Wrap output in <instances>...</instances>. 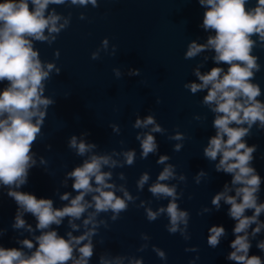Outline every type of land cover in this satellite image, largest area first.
I'll return each mask as SVG.
<instances>
[{
	"label": "water",
	"instance_id": "obj_1",
	"mask_svg": "<svg viewBox=\"0 0 264 264\" xmlns=\"http://www.w3.org/2000/svg\"><path fill=\"white\" fill-rule=\"evenodd\" d=\"M97 4L98 7L50 4L47 13L55 10L63 17L71 14L70 26L51 45L33 41L41 61L55 63L60 74L56 75L54 70L46 82L44 95L55 103L47 109L42 134L32 146L36 165L30 169L27 183L18 190L51 199L55 208H61L68 203L60 199L61 195L70 193L71 199L77 194L67 173L92 154L108 155L123 165L102 169L112 174L108 182L116 186L117 196L122 197L119 188L123 186L133 199L119 219L114 221L112 212L100 213L95 218L99 226L92 237L94 254L89 264H100L102 256L110 264H115L116 257H123L122 264L134 260H140L141 264H235L227 259L233 251L230 243L235 238L236 223L228 215L230 205L221 200L217 210L211 203L225 184L233 187L231 175L217 172L219 156L216 161H210L203 151L216 134L213 127L216 114L203 104L206 90L192 94L185 87L199 83L194 75L197 69L204 74L212 67H222L225 71L228 67L214 64L212 50L185 59L191 42L203 44L209 35H214L201 27L206 9L198 0H97ZM254 6L255 0H249L246 5ZM81 13L85 19L79 18ZM105 38L107 48L102 47ZM56 50L59 59L54 58ZM97 51L99 58L92 60L91 54ZM253 54L261 65L253 82L259 84L262 92L257 99L264 102V48H255ZM113 69L120 70L119 78ZM133 69H139V74L130 75ZM6 86V81L0 83V90ZM149 115L163 129V134L151 133L158 150L142 159L141 142L136 137L150 132L153 126L144 129L133 125L138 118L143 120ZM178 133L184 136L183 140L170 139ZM73 135L95 144L96 148L84 157L76 155L68 147ZM244 139L247 146L257 147L252 166L261 178L257 202L264 203V130L254 125ZM177 144L182 145L178 152L173 150ZM127 151L135 153L132 166L125 163L123 153ZM161 156L169 159L160 164L157 161ZM168 165L175 167V178L162 183L175 186L179 197L175 202L188 213L187 226L179 224L180 231L175 234L167 231L170 221L166 214L153 222L146 218L147 209L156 212L171 202V198L157 199L149 191ZM144 173L149 175V180L139 190L137 181ZM7 191L8 188L0 186V203L16 216L17 205ZM229 194L234 195V190ZM85 199L90 201L91 196ZM245 215L252 212L249 210ZM23 218L40 235L35 218L27 213ZM85 218L87 213L75 221L80 229L73 231L74 236L86 230ZM259 222L264 224V213ZM213 226H223L226 233L216 248L207 243ZM255 227L254 224L248 230L252 245L249 255L260 256L264 261V252L257 248V243L264 241V228L253 237L251 231ZM52 228L65 238L72 231L68 218ZM154 248L162 250L166 258H159Z\"/></svg>",
	"mask_w": 264,
	"mask_h": 264
},
{
	"label": "clouds",
	"instance_id": "obj_2",
	"mask_svg": "<svg viewBox=\"0 0 264 264\" xmlns=\"http://www.w3.org/2000/svg\"><path fill=\"white\" fill-rule=\"evenodd\" d=\"M198 2L206 9L201 27L205 31L214 32V35H209L203 44L191 42L185 59H192L201 52L212 50L215 53L214 64L228 66L226 71L217 66L204 74L197 69L194 75L199 83L185 85L192 94L206 90L203 104L216 114L213 121L216 134L204 148V156L210 161H216L219 156L216 171L231 175L233 187L225 184L224 190L217 193L211 203L217 210L221 200L230 205L228 215L236 221L233 228L235 238L230 243L233 251L228 254L227 259L235 264H264L260 256L249 255L252 245L248 230L255 224L256 227L251 231V235L255 237L264 228V224L259 222L261 213H264V203L257 202L261 178L252 166L257 147L247 146L244 139L251 134L254 125L259 130H264V102L257 99L262 92L259 84L253 82L255 74L261 70L259 58L253 54V50L257 47L264 48V0H255L254 7H246L249 0ZM66 3L83 7L88 4L99 6L97 0H0V83L7 82V86L0 90V186L8 188L7 195L17 205L12 227L32 232V226L23 218L27 213L35 218L36 230L40 232V235L34 237L35 243L32 239H23L18 242L20 248L0 246V264H89L94 254L92 237L97 234L95 229L99 226L95 218L100 213L112 212V219L115 221L122 212L128 210V204L133 199L123 186L119 188L122 197L117 196L116 186L108 182L112 174L102 169L123 166L108 155L92 154L80 166L67 173V177L73 180L72 188L77 194L71 199L70 193L61 195L62 201H68L61 208H55L51 199L37 198L34 194L18 190L27 183L29 171L36 165L32 146L42 134L47 109L55 103L52 98L44 95L46 82L51 79L54 70L56 75L60 74V68L55 63L41 61L33 41L51 45L70 26L71 14L63 17L55 10L47 13L50 4ZM79 18L85 19L84 14L81 13ZM107 44L105 38L102 47L107 48ZM54 58L59 59V50L54 52ZM98 58L99 51L91 54L92 60ZM113 72L117 78L121 76L119 69H113ZM129 74L138 75L139 69L130 70ZM149 125L153 126L150 132L136 137L141 142L142 159H147L150 153L158 150L151 133L163 134V129L151 115L143 120L138 118L133 125L134 128L144 129ZM170 139L183 140L184 136L178 133ZM68 147L76 155L84 157L93 152L96 145L86 143L83 139L78 140L73 135ZM181 148L182 145L177 144L173 150L178 152ZM123 155L125 163L132 166L135 153L127 151ZM168 159L167 156H161L157 162L164 164ZM41 162H44L43 159ZM174 172L173 165L166 166L159 173L157 182L149 188L157 199L171 198V202L166 208L161 207L156 212L146 210L149 222L166 214L170 221V226L167 227L170 234L180 231L179 224L187 226L188 222V213L180 210L175 202L179 198L175 186L169 187L162 183L175 178ZM148 180L149 175L144 173L137 181V188L142 190ZM233 190L234 195H230ZM89 195L90 201L85 199ZM249 210L252 215H245ZM86 213L87 218L83 219L86 230L82 235L74 236L73 231L80 229L75 221ZM65 218H68L72 229L66 233L67 238L52 228L53 225L59 227ZM89 225L92 227L89 228ZM209 232L207 243L216 248L220 238L226 234L225 229L223 226H213ZM183 234L181 231V235ZM257 248L264 252V241L258 242ZM22 249L35 250L29 254ZM153 250L159 258H166L162 250ZM76 252L79 253L78 256L74 255ZM122 260L123 257H116L115 264H122ZM100 264L110 262L102 256ZM131 264H141V261L134 260Z\"/></svg>",
	"mask_w": 264,
	"mask_h": 264
}]
</instances>
